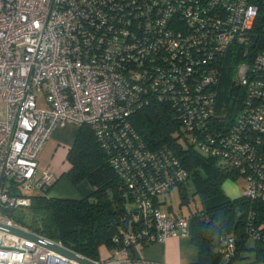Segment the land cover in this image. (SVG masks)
<instances>
[{
  "label": "built area",
  "instance_id": "2783aa9c",
  "mask_svg": "<svg viewBox=\"0 0 264 264\" xmlns=\"http://www.w3.org/2000/svg\"><path fill=\"white\" fill-rule=\"evenodd\" d=\"M259 3L0 0V223L34 232L8 211L28 207L29 193L56 181L38 166L55 127L87 124L133 203L123 246L104 264L132 259L137 245L189 236L190 217L158 204L189 180L187 170L167 145L147 148L130 120L153 106L176 118L180 139L238 173L242 196L264 199V51L234 67L243 91L234 116L218 104L222 61L234 43L247 54ZM223 243L227 260L234 238ZM0 264L77 263L0 231Z\"/></svg>",
  "mask_w": 264,
  "mask_h": 264
},
{
  "label": "trees",
  "instance_id": "16d2710c",
  "mask_svg": "<svg viewBox=\"0 0 264 264\" xmlns=\"http://www.w3.org/2000/svg\"><path fill=\"white\" fill-rule=\"evenodd\" d=\"M248 35L252 42L247 54H244V47L232 44L220 69L218 104L225 107L231 117L243 97V91L234 79V67L264 51V0H260L258 15ZM130 120L147 148L167 145L178 156L188 172V181L195 186L194 193L203 202L220 195L226 180L241 178L237 172L225 170L216 158L181 141L183 135L179 123L166 109L160 106L144 108L134 113ZM66 158L70 165L61 175L75 186L86 179L91 190L79 198L60 197L49 195L51 185L45 191L29 193V206L9 210L8 216L17 224L61 242L88 258L96 261L108 259L114 249L123 246L128 231L123 220L133 210V205L129 207L132 200L89 125L78 126ZM188 181L176 185L181 195L180 204L189 203ZM236 208H239L238 213ZM249 210L254 215L250 220L246 217ZM237 215H240L239 219H236ZM189 217L190 237L198 251L193 264H264V239L261 236L264 235V199L251 200L240 195L218 204H206L202 210L191 212ZM251 232L260 236L254 237ZM227 236L234 238V249L226 260L220 249Z\"/></svg>",
  "mask_w": 264,
  "mask_h": 264
},
{
  "label": "crops",
  "instance_id": "0c3cea01",
  "mask_svg": "<svg viewBox=\"0 0 264 264\" xmlns=\"http://www.w3.org/2000/svg\"><path fill=\"white\" fill-rule=\"evenodd\" d=\"M77 129L78 127L72 124L58 125L55 127V129L52 131L49 139L45 143L38 157V166L40 169H47V168L52 169L57 174V176L59 175L60 168L57 167L55 163L53 164L52 162L53 151L57 149L59 143L63 142L64 141L63 139L65 138H66L67 146L70 147L73 143ZM57 181L58 178L52 184L49 191V195H53ZM227 181L236 182V180H232V179H228L225 182ZM176 187L179 191L178 186ZM222 189L223 190L220 195L204 201V205L218 204L228 199H233L238 197V193L235 192V189L233 188L232 185H230V183H227L226 187L223 184ZM90 190L91 188H88L86 192L81 190L82 195L88 193ZM55 195L57 194H54L53 196ZM160 196L158 197L159 198L158 204L162 211L168 213H178V214L182 213L184 215H187L182 211L183 204L179 205L178 210L174 209L171 205L167 206V208H164L162 206L164 200L161 199ZM62 197H66V196H62ZM70 198H75V197L70 196ZM197 257H198L197 247L192 242L190 235L185 237L170 236L163 242H153L145 245L135 246L132 251V259L128 261L121 259L118 263L115 264H193L196 262Z\"/></svg>",
  "mask_w": 264,
  "mask_h": 264
},
{
  "label": "rangeland",
  "instance_id": "374dc122",
  "mask_svg": "<svg viewBox=\"0 0 264 264\" xmlns=\"http://www.w3.org/2000/svg\"><path fill=\"white\" fill-rule=\"evenodd\" d=\"M37 104L38 107H42V108L47 107L43 98H39ZM63 140H64L63 142L59 143L57 149L53 151L52 162L53 164L55 163V165L60 168V173L57 176L58 181L56 182L57 184L55 186V191L53 192V195L57 194L55 196H60V197L69 196V198L71 196V197L79 198L82 196L81 190L86 192L88 188H92V187L86 179L80 182L79 184L80 186H75L72 182H70V180L65 175H61L62 172L65 170V168H68V166L70 165L68 159L66 158L69 147L67 146L66 138ZM181 141L185 143V140L182 138ZM227 183H230V185L233 186L235 192L238 193V196L241 195L243 188L245 187V183L242 178H239L238 181L236 182H232V181L225 182L224 183L225 187ZM194 191H195V186L193 182L188 181V183L186 184V192L188 195L189 203L182 205V211L187 215L191 214V212H196L204 208V202L201 200L198 194L194 193ZM160 198L164 200V203L162 204L164 208H167V206L171 205L174 209L178 210V207L180 205L181 195L179 194V191L176 186L171 188L169 192H166L165 194L161 195ZM132 205L133 203L129 202V207H132ZM106 260H109V258L102 259L101 261L104 262Z\"/></svg>",
  "mask_w": 264,
  "mask_h": 264
},
{
  "label": "water",
  "instance_id": "95a60500",
  "mask_svg": "<svg viewBox=\"0 0 264 264\" xmlns=\"http://www.w3.org/2000/svg\"><path fill=\"white\" fill-rule=\"evenodd\" d=\"M235 212H239V208L235 209ZM240 215H237L236 219H239ZM132 219L131 212H128L123 220L125 229H128L129 221ZM0 231L7 232L10 234H14L23 238L30 239L34 241L35 243L52 250L53 252L68 258L77 264H104L102 261H96L91 258H88L76 251H73L63 245L58 244L57 242L50 240L48 238H45L35 232H30L18 227L8 226L5 224L0 223Z\"/></svg>",
  "mask_w": 264,
  "mask_h": 264
}]
</instances>
